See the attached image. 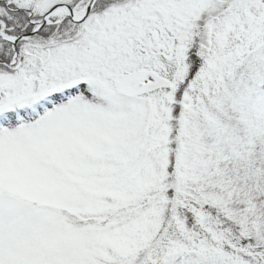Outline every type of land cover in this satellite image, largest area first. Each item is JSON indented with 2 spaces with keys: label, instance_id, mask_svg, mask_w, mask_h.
<instances>
[{
  "label": "snow or ice",
  "instance_id": "snow-or-ice-1",
  "mask_svg": "<svg viewBox=\"0 0 264 264\" xmlns=\"http://www.w3.org/2000/svg\"><path fill=\"white\" fill-rule=\"evenodd\" d=\"M0 264H264V0H0Z\"/></svg>",
  "mask_w": 264,
  "mask_h": 264
}]
</instances>
